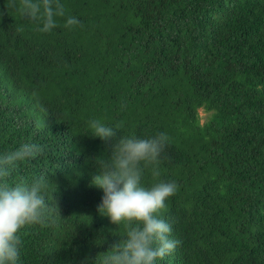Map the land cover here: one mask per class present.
Returning a JSON list of instances; mask_svg holds the SVG:
<instances>
[{
	"label": "trees",
	"instance_id": "trees-1",
	"mask_svg": "<svg viewBox=\"0 0 264 264\" xmlns=\"http://www.w3.org/2000/svg\"><path fill=\"white\" fill-rule=\"evenodd\" d=\"M9 2L0 153L25 142L46 151L6 179L44 175L58 206L51 226L21 230L20 264H100L126 228L98 211L97 161L120 136L160 132V176L149 166L141 185L177 183L160 217L181 243L156 264H264V0H51L64 16L49 31ZM69 17L79 24L66 27ZM92 119L118 127L116 138L93 137Z\"/></svg>",
	"mask_w": 264,
	"mask_h": 264
},
{
	"label": "clouds",
	"instance_id": "clouds-1",
	"mask_svg": "<svg viewBox=\"0 0 264 264\" xmlns=\"http://www.w3.org/2000/svg\"><path fill=\"white\" fill-rule=\"evenodd\" d=\"M6 7L15 5L10 0ZM18 10L30 19L42 20L44 26L40 31L56 26L54 15L64 16L63 5L56 4L54 12L51 0H43L42 13L41 5L32 0H22ZM77 24L75 17H69L65 26ZM88 126L93 137L105 142L117 136L118 127L108 126L99 119L90 120ZM168 142L169 136L164 132L148 138L120 136L111 146V155L97 161L90 184L103 190L98 211L115 225L123 222L126 228L124 238L111 244L100 256V264H156L180 245V240L170 238L171 224L160 217L167 198L177 192V183L161 180L151 187L141 185L144 169L149 166L153 177L160 176L156 165ZM45 151L43 145L25 142L0 153V264H20L23 228L48 227L56 222L54 213L58 206L46 199L44 175L31 183L21 181L14 185L6 179L19 163L42 156Z\"/></svg>",
	"mask_w": 264,
	"mask_h": 264
},
{
	"label": "rangeland",
	"instance_id": "rangeland-1",
	"mask_svg": "<svg viewBox=\"0 0 264 264\" xmlns=\"http://www.w3.org/2000/svg\"><path fill=\"white\" fill-rule=\"evenodd\" d=\"M208 114L209 113L204 111L202 108L199 109V115L202 122L206 120Z\"/></svg>",
	"mask_w": 264,
	"mask_h": 264
}]
</instances>
